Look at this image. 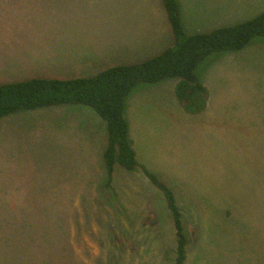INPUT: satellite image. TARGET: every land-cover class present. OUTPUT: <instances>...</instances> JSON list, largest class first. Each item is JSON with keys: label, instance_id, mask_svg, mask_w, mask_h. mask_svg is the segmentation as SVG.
<instances>
[{"label": "rangeland", "instance_id": "rangeland-1", "mask_svg": "<svg viewBox=\"0 0 264 264\" xmlns=\"http://www.w3.org/2000/svg\"><path fill=\"white\" fill-rule=\"evenodd\" d=\"M177 1L188 35L264 11V0ZM43 7L23 20L34 27L25 41L0 30V84L90 77L173 42L162 0H48ZM90 60L96 65L82 70ZM196 74L208 91L198 114L176 101L177 77L139 83L127 95L137 160L174 192L184 264H264V37L210 55ZM106 141L105 122L84 105L0 118V264L174 263L163 193L139 166L117 163L106 186Z\"/></svg>", "mask_w": 264, "mask_h": 264}, {"label": "trees", "instance_id": "trees-1", "mask_svg": "<svg viewBox=\"0 0 264 264\" xmlns=\"http://www.w3.org/2000/svg\"><path fill=\"white\" fill-rule=\"evenodd\" d=\"M162 2L172 28L173 42L161 53L139 63L110 66L90 77H37L2 83L0 118L14 112L61 104L92 108L105 122L107 141L102 156L106 186H110L116 163L126 170L139 166L147 179L163 193L176 236L173 264H184L187 239L174 192L138 162L124 115L125 99L139 83L155 84L165 78L177 77L176 101L188 114L201 113L207 106L208 91L196 74L197 67L210 55L239 51L252 39L264 37V11L234 25L188 35L181 23L178 1Z\"/></svg>", "mask_w": 264, "mask_h": 264}, {"label": "crops", "instance_id": "crops-1", "mask_svg": "<svg viewBox=\"0 0 264 264\" xmlns=\"http://www.w3.org/2000/svg\"><path fill=\"white\" fill-rule=\"evenodd\" d=\"M46 1L48 0H0L1 32H9L8 34L13 35V40L25 41L32 36L31 33H34V27L25 25L23 20L35 13H42ZM58 45L67 46L69 44L60 42ZM12 53L15 54L14 51ZM95 65L96 61H86L82 66V70H89ZM82 70L76 69L75 71Z\"/></svg>", "mask_w": 264, "mask_h": 264}]
</instances>
